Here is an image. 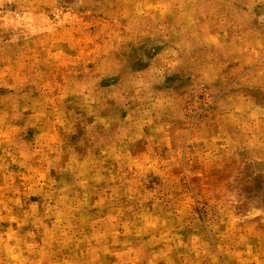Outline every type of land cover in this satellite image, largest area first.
<instances>
[{
	"label": "rangeland",
	"instance_id": "rangeland-1",
	"mask_svg": "<svg viewBox=\"0 0 264 264\" xmlns=\"http://www.w3.org/2000/svg\"><path fill=\"white\" fill-rule=\"evenodd\" d=\"M0 264H264V0H0Z\"/></svg>",
	"mask_w": 264,
	"mask_h": 264
}]
</instances>
